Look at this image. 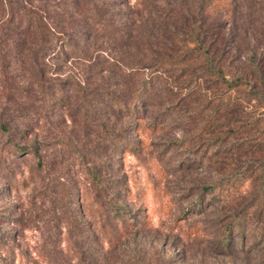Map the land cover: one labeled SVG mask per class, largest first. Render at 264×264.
Wrapping results in <instances>:
<instances>
[{
    "label": "rangeland",
    "instance_id": "1",
    "mask_svg": "<svg viewBox=\"0 0 264 264\" xmlns=\"http://www.w3.org/2000/svg\"><path fill=\"white\" fill-rule=\"evenodd\" d=\"M147 1L160 9L180 3ZM236 6V21L226 30L240 54L222 58L224 78L206 72V56L193 52L195 59L157 79L151 103L143 106L147 113L137 117L149 118L133 134L126 113L113 104L119 97L127 105L140 89L148 69L131 78L126 72L149 63L145 43L160 33L139 0L117 5L123 15L104 17L112 30L128 26L134 44L96 34L80 42L86 61H60L46 77L59 103L37 92L30 63L8 68L1 61L14 46L0 34V117L16 132L0 131V245L10 264H264V95L256 93L263 89L226 83L232 74H251L247 47L256 50L243 32L264 51V0H237ZM171 105L162 129L146 128ZM18 109L45 115L32 123ZM121 136L135 137V153L122 152ZM17 144H34L39 157L19 153ZM195 201L201 211L186 212ZM113 204L134 214L127 218L134 224L119 221ZM233 211L241 215L234 244L244 252L225 256L221 236Z\"/></svg>",
    "mask_w": 264,
    "mask_h": 264
},
{
    "label": "trees",
    "instance_id": "2",
    "mask_svg": "<svg viewBox=\"0 0 264 264\" xmlns=\"http://www.w3.org/2000/svg\"><path fill=\"white\" fill-rule=\"evenodd\" d=\"M177 0L178 6H167L164 9L157 8L147 0H139L147 17L152 18L157 24V29L160 31L157 37L152 41L150 38L145 47L150 53L149 63L128 68L126 77H135L139 74L140 69H148L146 78L141 82L140 89L135 91L130 97V102L127 105L120 101L119 97H115V110H120L126 113L129 119L125 124L130 127L131 133H137L139 122L147 120L149 117L144 116V120L137 117L143 116L146 109L143 106H149L151 103V91L154 89L157 79L160 77L165 80V73L178 71L174 64L183 60L195 59L193 52H202L206 56V72L213 71L222 79L224 73L221 63L222 58L234 50L235 55L240 54L237 47L234 48L236 40L233 36L227 33L226 28L234 25L237 13V0ZM35 4L29 0H1L0 1V34L4 37V44L7 42L13 45V51L10 57L3 58V62H8V68L18 65L26 66L31 64L32 78L37 88L44 97L52 102H58L50 91L52 83L46 78L51 71L54 73L61 65L58 63H69L71 61H86L89 57L85 50L80 47V42L87 44L92 37L100 34V38L109 39L112 41L113 35L117 36L113 41H119L123 46L134 44L132 34L127 29L112 30V24L108 20H104L106 16L114 17V15H123L124 12L116 10L117 5H128V0H34ZM16 9V10H14ZM131 12V8H128ZM8 12V18L5 14ZM135 12H133V15ZM259 26V24H258ZM260 27V26H259ZM243 31L247 32V29ZM223 36L229 38V43L225 41ZM243 40L252 41V49H248L247 61L251 66V74H232L235 78L233 81H226L228 86H239L248 84V87L256 91L257 87L263 90L256 92L264 95V51H259V41L257 38L248 37V34L243 32ZM190 46L192 48H190ZM262 52L259 54V52ZM52 61L51 64H49ZM61 61V62H60ZM219 70L216 72L215 66ZM175 69V70H174ZM215 69V70H214ZM183 71V68L180 72ZM52 73V74H53ZM252 74L256 75L259 85L256 86L252 82ZM112 76V73L110 74ZM173 80L177 77L171 76ZM72 84L78 83L71 76ZM115 81V80H114ZM59 85V80L57 81ZM61 86V85H59ZM170 85H165L164 90H169ZM55 89V88H54ZM80 89V88H79ZM47 91V92H46ZM170 91V90H169ZM153 100V99H152ZM174 105L166 108L163 112L155 114V121L148 124L147 129L151 132L163 128L164 115L172 111ZM24 109H18L17 113L28 119L32 123H36L39 118L45 114L37 111L24 112ZM158 119V120H157ZM124 126V127H125ZM0 131L5 134H13L16 137L15 128L11 127L3 117H0ZM117 134L120 131H115ZM136 135V134H135ZM122 137L124 143L123 153L136 152L135 137L130 140L127 137ZM37 146V144H36ZM37 147L34 144L26 147L17 144L16 150L19 153L27 151V154H34L37 158ZM24 155V154H23ZM228 182L227 180L225 181ZM264 187V182L262 183ZM217 184L209 187H204L205 191L213 190ZM79 202H77V205ZM201 211V202L195 201L186 208V212ZM112 214L119 221H126L127 224H134L128 217L133 220L134 214H131L122 205H111ZM228 215V214H226ZM225 215V216H226ZM240 213L233 211L229 218L230 222L224 226V232L221 236L222 246L227 247L225 256H230L231 251L243 253V245L236 248L234 244V230L237 227V222L240 221ZM126 218V219H124ZM237 227V228H236ZM104 235L108 241H112V234L103 225ZM236 228V229H235ZM0 243H2L0 241ZM226 249V248H223ZM10 252L6 250L5 245H0V264H10Z\"/></svg>",
    "mask_w": 264,
    "mask_h": 264
}]
</instances>
